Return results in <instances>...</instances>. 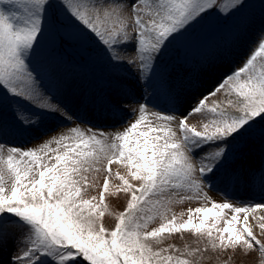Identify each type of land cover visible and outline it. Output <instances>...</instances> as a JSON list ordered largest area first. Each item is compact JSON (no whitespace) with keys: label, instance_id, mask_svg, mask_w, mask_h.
I'll return each instance as SVG.
<instances>
[{"label":"snow or ice","instance_id":"1","mask_svg":"<svg viewBox=\"0 0 264 264\" xmlns=\"http://www.w3.org/2000/svg\"><path fill=\"white\" fill-rule=\"evenodd\" d=\"M249 6L246 0H109L100 7L90 0H0V108L11 110L24 130L40 127L45 115L74 122L40 90L31 67L50 37L67 51L83 29L113 61H138L140 78L150 81L173 41L212 15L228 20ZM192 87L191 105L175 107L173 97L162 114L140 103L132 109L135 121L111 136L75 125L32 148L0 144V248L10 232L21 238L10 264H202L209 250L217 257L231 252L229 260L239 254L241 264H264V241L248 224L264 203L211 201L189 209L182 222L168 215L173 203L208 200L203 186L224 174L234 157L258 146L264 159V38L214 87ZM219 94L226 99H211ZM195 114L202 117L199 127L188 123ZM113 163L127 169V175L116 173L117 192L127 201L115 212L105 199ZM101 171L104 185L94 203L96 197L85 198L95 186L88 174ZM257 173L264 189V167L227 175L242 181ZM105 215L115 219L114 228L105 227ZM259 227L264 235V223ZM185 232L196 238L194 247L164 246ZM257 250L259 260H249Z\"/></svg>","mask_w":264,"mask_h":264},{"label":"rangeland","instance_id":"2","mask_svg":"<svg viewBox=\"0 0 264 264\" xmlns=\"http://www.w3.org/2000/svg\"><path fill=\"white\" fill-rule=\"evenodd\" d=\"M90 2L100 7L109 3V0ZM246 2L250 6L242 15L228 20L212 15L182 38L173 41L150 81L140 78L138 61L133 65L126 62L127 57L125 62L113 61L106 46L83 29H79L80 38L67 51L58 49L50 37L42 45L41 55L32 59L31 67L38 78L40 90L51 97L54 104L61 105L71 113L74 122L65 124L59 117L45 115L40 127L24 130L15 124L11 110L0 108V124L3 125L0 144L5 147L32 148L56 132L75 125L111 136L124 131L135 121L138 113H133L132 109L138 108L140 103L146 104L150 111H160L162 114L168 113L173 107V97L178 98L175 107L183 108L186 103L191 105L194 102L192 95L196 91L192 85H198L200 91L214 87L227 73L242 66L250 52L258 46L259 39L264 38V0ZM211 99L223 101L226 97L219 94ZM201 121L200 114L188 119L189 124L197 127ZM261 167H264V159L261 158L258 146L234 157L228 162L224 174H218L203 186V193L207 194L208 200L201 198L173 203L169 218L175 214L178 222L187 220L189 209L210 207L211 201L223 203L228 200L237 205L264 203V189L258 173L254 179L242 181L227 175L241 169L259 170ZM110 168L112 175L109 177L106 203L114 212L123 211L127 194L117 192L120 181L116 173L127 175V169L116 163ZM105 174L104 171L88 174L89 181L94 182L95 186L87 190L85 198L96 197L94 203H99ZM262 216L264 209L250 213L248 224L257 238L264 241L259 227L260 223H264L260 219ZM102 220L106 228H114L113 217L105 215ZM198 221L199 216L193 213V222ZM159 223L157 220L149 228L158 227ZM218 226L222 227L223 222ZM20 239L11 232L8 234L4 246L0 248V264H10ZM195 239L191 232H185L183 236L174 234L164 241V246L171 244L183 248L187 243L194 247ZM231 255V252H225L217 257L216 253L209 250L202 264H223L224 261H228V264H241L239 254L229 260ZM259 258L257 250L248 259L258 261Z\"/></svg>","mask_w":264,"mask_h":264}]
</instances>
